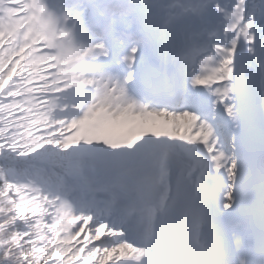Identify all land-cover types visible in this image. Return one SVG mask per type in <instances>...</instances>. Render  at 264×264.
Returning a JSON list of instances; mask_svg holds the SVG:
<instances>
[{"label": "snow or ice", "instance_id": "1", "mask_svg": "<svg viewBox=\"0 0 264 264\" xmlns=\"http://www.w3.org/2000/svg\"><path fill=\"white\" fill-rule=\"evenodd\" d=\"M0 264H264V0H0Z\"/></svg>", "mask_w": 264, "mask_h": 264}]
</instances>
